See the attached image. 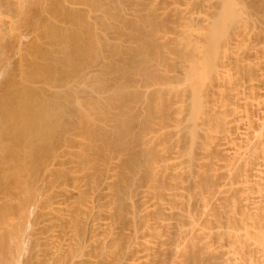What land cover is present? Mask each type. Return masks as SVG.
I'll return each mask as SVG.
<instances>
[{
	"label": "bare ground",
	"instance_id": "obj_1",
	"mask_svg": "<svg viewBox=\"0 0 264 264\" xmlns=\"http://www.w3.org/2000/svg\"><path fill=\"white\" fill-rule=\"evenodd\" d=\"M25 252L264 264V0H0V264Z\"/></svg>",
	"mask_w": 264,
	"mask_h": 264
},
{
	"label": "rangeland",
	"instance_id": "obj_2",
	"mask_svg": "<svg viewBox=\"0 0 264 264\" xmlns=\"http://www.w3.org/2000/svg\"><path fill=\"white\" fill-rule=\"evenodd\" d=\"M25 254H26V252L24 253V256H25V257H21L22 259H20V260L23 262V263H21V264H24V263L26 262V260H27V257H28V256H27V254H26V255H25ZM24 258H25V259H24ZM25 264H26V263H25Z\"/></svg>",
	"mask_w": 264,
	"mask_h": 264
}]
</instances>
